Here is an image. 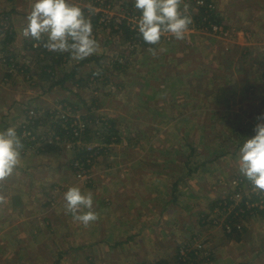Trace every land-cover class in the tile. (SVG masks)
<instances>
[{"label": "crops", "instance_id": "crops-1", "mask_svg": "<svg viewBox=\"0 0 264 264\" xmlns=\"http://www.w3.org/2000/svg\"><path fill=\"white\" fill-rule=\"evenodd\" d=\"M11 7L12 15L19 14L25 21L30 1L19 0ZM248 7L251 8L244 6L242 10ZM84 10L85 13L92 12L90 8ZM221 13L231 25H236L240 19L225 10ZM25 22L23 28L26 26ZM10 32L14 36L19 33L18 41L34 42L30 37L22 35L16 27L10 28ZM251 36L254 35L237 33L232 48L241 47L242 44L249 47L253 44L249 40ZM191 38L195 41L196 36ZM181 41L174 39V43L164 41L158 47H149L153 51L154 66H149L146 71L153 76L157 74L156 83H137L134 86L131 82H125L123 85L117 84L116 89H110L108 85L104 92L100 91L102 94H98L99 97L94 94L91 96L96 102L95 106L92 100L88 102L84 98V88L79 83L87 78V87V84L94 83L98 75L104 76L93 74L97 71L95 61L85 62L95 56L73 61L68 53L55 55L61 62L62 72L52 88L59 95H63L67 103L87 110L92 106L97 110L102 109L110 118H144V112H150L153 118H159L163 114L162 118H167V125L161 120V128L153 129L151 124V130H143L139 138L144 141L130 153L129 147H126L130 144L125 136L121 135L120 141H113L110 137L111 141L104 143L106 148L103 153L106 154L93 164L88 180L79 179L74 174L72 160L69 158L76 156V148L66 152L58 144L56 145L60 147L51 148L47 144L48 147L42 146L24 154L15 174L0 180V188L8 191L5 195H0V223L3 219L8 220L3 234L7 235L10 249L18 252V258L21 259V251L26 250L33 252L30 256L39 253L36 260L39 264H48L47 259H51V256H54L53 264H63V260L68 264H166L167 261H174L176 257L184 262L190 252L183 257L181 251L196 250L198 243H203L207 249L205 254L201 252L194 258L193 255L190 256L194 264H264V208L247 211L243 219L230 218L233 222H239L242 230L227 233L222 229L223 226L209 223L212 208L233 192L231 180L235 177L245 179L238 170V146L244 138L254 135L257 116L264 114V89L261 88L264 87V73L259 75L257 85L248 81L243 70L233 62L235 54L232 53L234 56L229 57L228 51L231 48L219 45L225 41L220 40L221 42L214 44L213 39H207L199 46L201 52L213 56L219 51L224 53L222 58L227 57V62L231 59L229 65L234 64L230 69H221L222 63L215 61L217 71L213 77L216 78V87L210 89L208 84L201 87V83L194 84L192 77L188 78L192 72L186 73L193 69L192 61L189 60L194 48H189ZM143 53L144 57L147 56L146 49ZM244 54L247 56L249 51H244ZM187 61L190 63L187 64ZM156 62L158 65H155ZM29 66L30 64L27 67ZM196 70L197 68L193 69ZM229 70L227 79L219 83L220 79L216 75ZM5 74L10 81L14 78L11 74ZM208 75L205 72V76ZM258 89L263 92V96L255 95ZM178 91L184 95H178ZM186 91L190 94H185ZM105 98H110L116 110H112L111 103L104 104ZM196 99L200 103L194 104ZM210 102L215 105L208 106ZM7 103L11 117L3 125L0 121V127H21L27 121L26 110L37 109L45 112L55 105V99L46 92L33 96L28 88L3 81L0 82V105ZM71 104L69 105L72 106ZM48 105L50 106L46 107ZM194 105L200 107L195 110L187 108ZM22 106L24 111H16ZM123 109L124 112L126 110V115L122 114ZM198 114L203 120L197 126L200 129H196L195 135L198 138L196 144H193L190 140L191 127L187 126L179 133L176 118H197ZM209 116L221 123H217L216 130H213L215 123L209 120ZM223 125L232 127L231 131L238 134L236 139L233 134L224 137L220 132L221 127L225 130ZM151 131L154 132L152 135ZM181 140H185L184 147L178 146ZM131 154L134 156L130 157ZM13 176L19 178L14 179ZM46 183L51 185L50 197L57 200L51 211L38 205L48 200V194L43 192L40 194L35 191L39 203L36 207L33 205L34 186L41 187ZM72 186H78L82 192L91 193L93 196V210L97 219L86 226L75 221L65 210L63 194ZM53 193L56 195L51 196ZM51 225L58 229V232H53L55 236H69L66 239L57 238L62 243L60 247L58 240L56 245L50 247L48 235L52 233H48L47 229ZM205 226L210 229L204 228ZM202 237L205 238L203 242L200 240ZM181 243L184 246L181 247ZM6 246L9 244L4 243V248ZM57 251L64 252L59 257L65 255L68 258L56 259ZM118 255L122 257L118 259ZM199 256L203 257L200 259ZM28 258L25 257V260Z\"/></svg>", "mask_w": 264, "mask_h": 264}, {"label": "rangeland", "instance_id": "rangeland-1", "mask_svg": "<svg viewBox=\"0 0 264 264\" xmlns=\"http://www.w3.org/2000/svg\"><path fill=\"white\" fill-rule=\"evenodd\" d=\"M16 1L19 0H0V82L8 81L9 84L16 83V85H19L20 87H25L31 90V94L33 96H36V94L45 93L48 94L50 97H54L55 99V105L53 106H46L51 107L47 109L45 112H41L37 109H28L27 112L30 111H39L40 115H37L35 120H32L33 123L40 125V129H34V135L37 136L35 138H31V133H27L25 131H28V129H25L23 126H29L31 123L27 120L21 127L23 128L21 131V127H16L18 134L21 137L22 143H23V149L21 152V156L29 153L30 150H36L37 148H40L42 146L49 145V148L51 147H64L63 149L68 151H73V148H69L67 141H70L71 137L69 136V133L63 134L60 136L61 142L56 144H50L51 140L48 137L51 132H59V128L63 129H70L74 126H76L77 122L79 123H85L86 129H90L89 133L83 134L80 138V148H96L95 155L96 158L93 161V163H96L97 159L100 158L102 155L106 154L103 153L106 146L104 145V140L108 141H117V139L121 140V135L125 136L126 141L130 144L126 147L128 148V152L130 153L134 148H138L140 144L144 141L139 138L143 130H151V124L153 127H160L162 124L160 123L161 120L164 121L167 120V118H162V115H160L159 118H153V115L150 112L143 113V117L141 118H110L107 115L101 111L102 109L97 110L93 106L96 105V102L91 99V96L94 94L97 96L98 94L101 95L102 93L100 91L104 92V89H107L105 87H108L110 85L111 88H117L121 84H125V82H131L133 85H146L149 82H157V74L153 76V74L150 72L147 74V69L150 66H154L153 64V51L149 50V47L151 46H157L158 45H148L143 40L141 35H137L136 39L138 38V41L126 42V39L128 37V34L125 29H123L121 26L122 24H125V27L129 28V24L136 27V21L139 17L140 13L139 11L134 8L133 0H80V6H82L83 9L90 8V11L85 13L86 16L88 14L89 18L97 16L99 13L101 14V18H106V22H109L108 24H102L101 20H97V25L92 20L93 23V34L95 38L98 41L99 48L97 53L93 54L96 58H99V56L107 57L106 59H102L99 62H95L94 65L97 64V71L95 72V76L97 73L102 74L100 78V82L98 83H92L91 85L87 84V87L85 85L84 79L81 82V87L84 88V98L88 102L92 100V103L94 104L89 110H87L84 107L76 106L71 103H67L63 95H59L57 91H55L52 86L56 84V82L59 80L60 72L61 70V62H56L55 56L50 55L46 52L42 53L44 51L43 47V41L36 42L34 41V46L32 45V42L27 41H18V35L16 36L10 35V28H15L17 30H20L21 34L23 35V23L26 21H23L21 15L18 14L12 15L11 6L13 4H16ZM31 3V0H29ZM244 6H251L248 7L246 10H242ZM133 9L135 10L133 12ZM203 10L204 12H201L200 10ZM207 10H209L211 13L213 12L214 15H209ZM225 10L226 13H231L230 15L235 14L236 17H240L238 20V23L236 25H231L230 23H227L228 21L224 19L222 16L221 11ZM180 11L186 15L191 16L192 23L189 25V31L186 33L185 38L181 41L184 45L188 46L189 48H194L192 50V56L189 61H192L193 69L197 68L196 71H187L186 73L192 72L193 74L189 77H192V80L194 84L201 83V87L207 85L208 88L214 89L216 87L215 79L213 75L216 73V66L217 63L215 61H220L222 65H220V68L230 69L233 64L236 62L238 64V68L243 70L244 76L248 81L254 82L256 85L259 82V75L264 73V0H181L180 4ZM229 15V16H230ZM20 16V17H19ZM87 16V17H88ZM214 16H217L219 19L222 20L223 24L221 26H216L211 20L210 17L213 18ZM23 19V20H22ZM11 24V25H10ZM26 24V22H25ZM218 27L219 30L222 28L223 33H215L213 28ZM130 29V28H129ZM131 30V29H130ZM118 31L119 33L117 34ZM243 32L246 34H253L254 36H251L249 40L253 43L248 47V45H241V47H233L234 45L232 42L236 39L237 33ZM196 36L195 41L192 40L191 36ZM21 36V35H20ZM234 36V37H233ZM23 37V36H22ZM189 37V39H188ZM134 39V40H136ZM214 40V44H218V42L225 41L222 43H219V45H223L224 48H231L228 52L230 53L229 57L234 56V63L229 65L231 59H229V62H227V57L222 58L224 53H220L219 51L211 56L207 55L204 52H201L199 50V46H202L204 41L206 40ZM221 40V41H220ZM167 41L174 43V38L170 34H165L162 39L161 43ZM176 41V39H175ZM241 42L242 38H241ZM31 47V48H30ZM33 48V49H32ZM221 48V46H220ZM144 49H146L147 56L144 55ZM242 49L243 52L241 51ZM47 50V49H46ZM241 51V52H238ZM248 50L249 54L245 56L244 51ZM203 51V50H202ZM158 52V51H156ZM227 52V51H225ZM57 55H59V52ZM233 53V54H232ZM60 56V55H59ZM102 57V58H103ZM239 57L240 59H237ZM188 59V57L186 58ZM118 61L120 64L124 65L121 70H115L114 69V63ZM187 61V64L190 63ZM30 64L29 68L27 67ZM99 64V65H98ZM64 65V64H63ZM155 65H158V62H156ZM230 66V67H229ZM85 67V66H84ZM104 69L106 71H104ZM200 69H204L202 72ZM133 71V72H132ZM102 72V73H101ZM205 72H208V76H205ZM13 75V79L11 81L9 78H7V74ZM46 73V74H45ZM131 73V75H130ZM230 70L226 71L224 74H218L216 77L219 80V83H223V80L227 79L226 76H229ZM94 74V73H93ZM138 75V76H137ZM143 75L145 78H142ZM99 77V75L97 76ZM93 78V77H92ZM122 78V79H121ZM198 78V80L196 79ZM122 81H121V80ZM88 81V80H87ZM111 81V82H110ZM109 82V83H108ZM124 82V83H123ZM162 82V81H161ZM261 82V81H260ZM193 84V86H195ZM15 85V84H14ZM198 87V86H197ZM264 89V87H261ZM197 92L199 91L198 88ZM194 89V90H195ZM91 94H90V93ZM200 92V91H199ZM65 93V91H64ZM185 94H190L189 91L184 92ZM30 94V93H29ZM76 94V93H73ZM87 94V95H86ZM178 95H184L181 93V91L177 92ZM263 92L258 89V92L255 93L257 97L263 96ZM86 95V96H85ZM93 95V96H94ZM98 95V97H99ZM83 97V96H82ZM81 97V98H82ZM95 98V97H94ZM112 99V98H111ZM112 101L110 98L104 99V104L108 105V103H111ZM67 103V104H64ZM200 103L198 99L194 101V104ZM71 104L72 106H70ZM115 104V103H114ZM214 103H209L208 106ZM37 104H34V106ZM215 105V104H214ZM64 106L66 108H64ZM112 110H116L115 105L111 103ZM187 107V106H185ZM182 107V108H185ZM200 105L189 106L187 108L195 110L196 108H199ZM40 108V107H37ZM219 108H222L221 105H219ZM163 111V108H160ZM180 108H177L179 110ZM23 110V106L16 109V111ZM93 110V111H92ZM104 110V109H103ZM20 112V111H19ZM139 112V110H138ZM140 113V112H139ZM15 114H17L15 112ZM122 114L126 115L127 112L124 109L122 111ZM14 116V114L12 115ZM64 116L66 118H70L72 121H68L67 123L63 122ZM204 116V114L202 115ZM11 117V110L8 106V103L5 105H0V121L3 122L6 121L7 118ZM27 118H29L27 114ZM77 118V121H76ZM80 118V119H78ZM82 118L87 122L82 121ZM89 118V119H88ZM176 127L179 128L178 132L182 133L184 128H187V126L191 127V133L192 136L190 140L193 142V144H196L197 142V136L195 135L196 129L199 131L200 128H197L201 123V120L203 118L200 117V115H197V118H176ZM193 123H191V121ZM204 120H206L204 118ZM209 120H212L214 124V129L218 126L216 118L212 117ZM154 121H156L154 123ZM189 121V122H187ZM30 123V124H29ZM167 125V123H165ZM210 125V123H208ZM219 123L218 125H220ZM225 127V125H223ZM145 128V129H144ZM226 128L228 130H226ZM62 129V130H63ZM154 129V128H153ZM222 127L220 128V132L224 135L225 138H227L228 134H233L234 139L235 136L238 134L234 133V131H231L232 127L228 126L225 127V130ZM208 130L210 131V128L208 127ZM21 132V133H20ZM123 132V134H122ZM152 132L150 135H152ZM199 135V133H198ZM122 136V137H123ZM30 137V138H29ZM110 137L111 140H110ZM109 138V139H106ZM220 138V137H219ZM119 140V141H120ZM221 141L223 140L220 139ZM107 141V142H108ZM227 141V140H226ZM149 145V143H148ZM185 140H181V142H178V146L184 147ZM39 146V147H38ZM121 146V145H120ZM48 147V146H46ZM239 147V146H238ZM181 148V147H180ZM64 150V151H65ZM76 156L69 160L73 162L75 159H80L84 154L82 150H76ZM37 153V151L35 152ZM94 155V154H93ZM110 156V155H109ZM108 156V157H109ZM134 156V154H131L130 157ZM65 157V156H64ZM66 158V157H65ZM92 170H90V173L88 174V179L91 174ZM15 174V173H14ZM74 174L76 177L78 176L76 174V171H74ZM19 176V174H17ZM136 176V175H135ZM14 179V176L12 177ZM78 178V177H77ZM137 178V177H136ZM86 179V180H88ZM86 183V181H84ZM13 183V182H12ZM88 184V183H86ZM19 186L21 184H18ZM9 189V188H8ZM50 189L51 185L49 183H46L45 185H42L41 187H35L33 188V205L34 207L37 206L38 202V195L35 194L36 192H39L40 194H48L47 201H42V205L38 204L43 207V209H46L48 211H51L55 208V202L57 200L52 199L50 197ZM5 188H0V195H5L7 193ZM62 194V193H61ZM56 193H53L51 196H55ZM8 220L3 219L0 223V264H39L36 260L38 258V254L34 256H30L33 252H27L26 250L21 251L22 256L21 259L18 258L17 254L14 249H10L11 244L9 243V240L7 238L6 234H3L6 228ZM211 220L209 219V223ZM220 226H222L220 224ZM204 228H208V226H205ZM210 229V228H208ZM48 233L51 232L52 234H49L48 236V242L50 243V247L56 245V240H58V245L62 244L59 239H66L69 238V236L62 235L61 237H57L54 235V231L58 232V229H54L53 225H51L47 229ZM6 238V241L5 239ZM194 239H197L194 237ZM202 242L205 240L204 237L200 239ZM4 243H8L9 246H6L4 248ZM203 244V243H198ZM180 246H184V243H181ZM179 246V247H180ZM198 246V245H197ZM193 249H191L192 251ZM206 247H202L200 249L201 252L205 254ZM191 251H186L185 249L181 251V255L185 257L187 253ZM60 253L64 252H55L57 256L56 259H67L68 256L65 257H59ZM203 254V255H204ZM117 256V255H116ZM25 257H29L28 260H25ZM118 259L122 257L121 255H118ZM203 256H199L201 259ZM54 259V256H51V259H47L48 264H53L52 261ZM44 260V259H43ZM181 261L179 257H176L174 261L172 262H166V264H181ZM186 264H194V261L191 259L190 256H188L185 261ZM63 264L66 263V260H63Z\"/></svg>", "mask_w": 264, "mask_h": 264}, {"label": "clouds", "instance_id": "clouds-1", "mask_svg": "<svg viewBox=\"0 0 264 264\" xmlns=\"http://www.w3.org/2000/svg\"><path fill=\"white\" fill-rule=\"evenodd\" d=\"M140 15L136 27L148 45H158L165 34L183 40L192 23L191 16L180 11L181 0H133ZM25 37L51 52L68 53L81 61L97 53L99 44L93 34L91 19L85 15L80 0H31L25 16ZM254 135L244 138L238 147L240 174L255 189L264 191V114L257 116ZM23 143L16 127H0V180L21 164ZM65 210L79 223L88 225L97 219L91 193L72 186L63 194Z\"/></svg>", "mask_w": 264, "mask_h": 264}, {"label": "built area", "instance_id": "built-area-1", "mask_svg": "<svg viewBox=\"0 0 264 264\" xmlns=\"http://www.w3.org/2000/svg\"><path fill=\"white\" fill-rule=\"evenodd\" d=\"M101 0L97 3H100ZM138 19V18H137ZM102 24H108L109 22H106V18H101ZM129 28L131 30H137V27L132 26L129 24ZM214 32L217 33H223V29L221 28L219 30L218 27L213 28ZM139 33V32H138ZM24 35V32H23ZM140 35V33H139ZM25 36V35H24ZM64 108H66L64 106ZM40 115L39 111H30L28 112L29 118L27 120L31 123H29V126H24L25 129H28V131H25L27 133H31V138H35L37 136L34 135V129H40V125H37L33 123L32 120H35L36 116ZM80 119V118H78ZM68 121L74 122V120H71L70 118H66L64 116L63 122L67 123ZM77 121V118H76ZM82 121L86 122L83 118ZM87 123V122H86ZM63 129V128H62ZM66 132L69 133V136L71 137L70 141H67L68 147L75 149L76 147H80V138L85 132L86 124L85 123H79L77 122L76 126L66 130L63 129ZM62 135L61 132H51L49 134V138L51 140L50 144H57L61 142L60 136ZM29 137V138H30ZM86 150L93 152L92 154L87 155L88 158L87 161H84L82 159H75L72 162V166L74 171H76L77 177L79 179H88V174L90 173V170L93 166V161L95 160L96 156V148H88L86 146ZM95 151V152H94ZM94 154V155H93ZM230 186L234 189L232 193L228 194L224 199L220 201L218 206H216L210 216L211 222L216 225H222L225 227V230L227 233H231L233 231V227H236L237 230H242L241 224L239 222H233L230 220L231 215H235L236 217L240 216L242 219L244 218V214L247 211H252L253 209H262L264 208V191L255 189L250 182H247V180L235 177L230 182ZM247 190V192H246ZM234 219V218H233ZM204 247V244H198L196 247V251L201 252L200 249ZM186 251H190L185 249Z\"/></svg>", "mask_w": 264, "mask_h": 264}, {"label": "trees", "instance_id": "trees-1", "mask_svg": "<svg viewBox=\"0 0 264 264\" xmlns=\"http://www.w3.org/2000/svg\"><path fill=\"white\" fill-rule=\"evenodd\" d=\"M135 8V7H134ZM135 10L133 9V12H134ZM201 12H204L202 9L200 10ZM84 12H85V10H84ZM207 12H208V14L209 15H214V13L212 12H210L209 10H207ZM86 15V14H85ZM87 16H88V14H87ZM100 17H101V14L99 13L97 16H95V17H92V18H90L91 19V21L93 20V22L95 23V25H97V20H100ZM210 20L214 23V24H216V26H221L222 24H223V22H222V20L221 19H219L217 16H214L213 18H211L210 17ZM123 29H125L126 30V32H127V34H128V37H127V39H126V42H133V41H138V38L136 39V36L137 35H139V33L136 31V30H130L128 27L126 28L125 27V24H122V26H121ZM117 32V34L119 33L118 31H116ZM10 35H12V36H14V34H10ZM140 36V35H139ZM134 39H136V40H134ZM32 45L34 46V42H32ZM44 52H46V53H48V54H50V55H53V56H55V55H57L58 53H56V52H51V51H48V50H46V49H44V51L42 52V53H44ZM107 57H105V59H106ZM102 59H104V58H101V57H99V58H96V57H92V58H90V59H88V60H86L85 62H89V61H97V62H99L100 60H102ZM56 62H60V60L58 61V60H55ZM99 65V64H98ZM124 65H122V64H120L118 61H116L115 63H114V69L115 70H121L122 69V67H123ZM46 74V73H45ZM95 74V73H94ZM72 75H69V77L70 78H73V77H71ZM102 76H100V77H95V81H94V83L96 84V83H98V81L100 80V78H101ZM81 82L82 81H80L79 83L81 84ZM89 119V118H88ZM23 128L21 127V131H23L22 130ZM60 130H59V132H61L62 133V135L63 134H66V133H68V132H66L65 130H62V128L60 127L59 128ZM89 131H91L90 129H87V131L85 132V134H87V133H89ZM21 133V132H20ZM106 139H108V138H106ZM108 140H104V143H106ZM76 149H79V150H82V152H83V156L80 158V159H82V160H84V161H87V155H89V154H92L93 152H90V151H88V150H86V148H80V147H76ZM95 152V151H94ZM78 159V158H77ZM216 207V206H215ZM215 207H213L212 208V210L210 211V216H211V213H212V211H213V209L215 208ZM210 218V217H209ZM229 218H234V219H236V220H238L239 218H241L240 216H238V217H236L235 215H231ZM211 224H213V222H210ZM203 226V225H202ZM222 229L226 232V230H225V227H222ZM233 231H237V229H236V227H233ZM232 231V232H233ZM188 250V249H187ZM191 251V250H190ZM197 253H201V252H198V251H196V250H192L191 252H190V256L191 255H193V258L194 257H196V255H197ZM181 254V253H180ZM182 264H186L185 262H183Z\"/></svg>", "mask_w": 264, "mask_h": 264}]
</instances>
